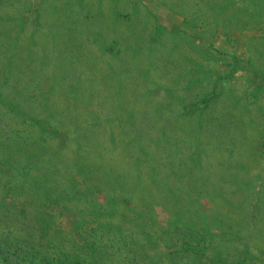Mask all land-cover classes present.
<instances>
[{"label": "rangeland", "instance_id": "rangeland-1", "mask_svg": "<svg viewBox=\"0 0 264 264\" xmlns=\"http://www.w3.org/2000/svg\"><path fill=\"white\" fill-rule=\"evenodd\" d=\"M195 216L264 264V0H0V264H235Z\"/></svg>", "mask_w": 264, "mask_h": 264}, {"label": "trees", "instance_id": "trees-1", "mask_svg": "<svg viewBox=\"0 0 264 264\" xmlns=\"http://www.w3.org/2000/svg\"><path fill=\"white\" fill-rule=\"evenodd\" d=\"M12 91H14L15 93V90L13 89ZM10 93V92H8ZM17 105L13 106V109L17 110L20 114H23L24 115V112H23V109H20L21 106L19 107H16ZM201 124L199 123L198 124V130H201ZM170 192V196L173 197V201L175 203H178L179 201H176L175 200V197L173 196V192L174 190H169ZM200 198V196H198ZM180 209V208H178ZM203 212H207V211H204ZM202 215L206 216L205 213H202ZM243 217H245L243 215ZM245 222L246 224H243L242 222H240L239 224H242L244 225L243 227L244 228H248V227H253L251 224H250V220L248 219V217H245ZM251 219H254L253 216H251ZM181 221V219H178V222ZM195 221L198 222L202 228H207V227H211L212 225H220V226H225L226 229L229 231L227 233L231 235L230 236H220L218 235L220 241L222 240L223 241V244L224 246H226V248L229 250V254H226L224 253V256H231L234 260H235V264H251L249 261H254L255 262V259L253 257V252H251V249L250 247L247 245V242H241L239 243V245L236 244L235 240L233 238H235V236L237 235L236 232H233V227H235V225H231V224H227L225 222V220L222 218V216H216V217H212V218H203L201 216H195ZM259 223V222H257ZM241 225V226H242ZM255 226L257 225L256 223L254 224ZM198 226V224L196 225ZM209 229V228H208ZM232 230V231H231ZM245 231V233H247L249 236H253L252 235V231L250 229V231H248L247 229H243ZM204 237V236H203ZM210 237L211 239L214 237V234H210ZM247 238V237H246ZM253 238H256V237H253ZM191 239V238H190ZM231 239V240H230ZM192 243H193V240L191 239ZM193 246L196 247V244L194 243ZM232 250V254L230 255V251Z\"/></svg>", "mask_w": 264, "mask_h": 264}]
</instances>
